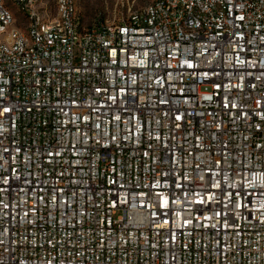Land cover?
<instances>
[{
    "label": "built area",
    "instance_id": "obj_1",
    "mask_svg": "<svg viewBox=\"0 0 264 264\" xmlns=\"http://www.w3.org/2000/svg\"><path fill=\"white\" fill-rule=\"evenodd\" d=\"M12 1L0 264H264V0H151L94 29L77 0Z\"/></svg>",
    "mask_w": 264,
    "mask_h": 264
},
{
    "label": "rangeland",
    "instance_id": "obj_2",
    "mask_svg": "<svg viewBox=\"0 0 264 264\" xmlns=\"http://www.w3.org/2000/svg\"><path fill=\"white\" fill-rule=\"evenodd\" d=\"M12 11L16 26L25 30L29 19L24 12L14 5L12 0H5ZM40 15L46 19L56 16V0H33ZM151 0H77L80 23L85 29L98 28L101 24L113 21H125L134 12L145 7Z\"/></svg>",
    "mask_w": 264,
    "mask_h": 264
},
{
    "label": "snow or ice",
    "instance_id": "obj_3",
    "mask_svg": "<svg viewBox=\"0 0 264 264\" xmlns=\"http://www.w3.org/2000/svg\"><path fill=\"white\" fill-rule=\"evenodd\" d=\"M240 19H243V17H240ZM115 54V53H113ZM189 67H191V65H189ZM206 99H210V97H206ZM5 112L9 111V109L5 108L4 109ZM177 119H180L179 116L176 117ZM261 180L264 181V174L261 175ZM218 186V185H217ZM259 187H261L262 189H264V182H262L260 185H258ZM250 195V193L248 194ZM167 205V201H165V206ZM239 206V205H237Z\"/></svg>",
    "mask_w": 264,
    "mask_h": 264
}]
</instances>
